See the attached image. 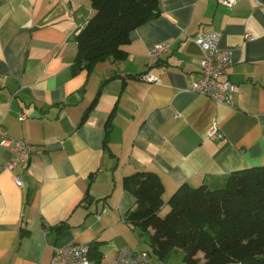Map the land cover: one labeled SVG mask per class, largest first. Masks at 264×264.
<instances>
[{"label": "crops", "instance_id": "crops-1", "mask_svg": "<svg viewBox=\"0 0 264 264\" xmlns=\"http://www.w3.org/2000/svg\"><path fill=\"white\" fill-rule=\"evenodd\" d=\"M158 7L130 31L124 59L72 75L90 1L0 0V126L40 149L8 170L11 153L0 145V264H51L53 247L71 241H97L89 255L103 264L125 246L151 250L152 230L126 220L135 198L123 176L155 172L161 214L184 183L217 187L232 171L264 165V0L231 7L158 0ZM212 31L231 55L232 106L188 90L201 59L192 37ZM164 42L168 51L153 61L149 49ZM214 124L221 138L206 137ZM158 263L181 264L182 252Z\"/></svg>", "mask_w": 264, "mask_h": 264}, {"label": "trees", "instance_id": "trees-1", "mask_svg": "<svg viewBox=\"0 0 264 264\" xmlns=\"http://www.w3.org/2000/svg\"><path fill=\"white\" fill-rule=\"evenodd\" d=\"M89 1L94 13L75 36L72 75L91 72L106 59H124L121 46L130 31L159 14L158 0ZM111 117L105 124L106 146ZM122 185L135 198L126 220L142 232L152 230L148 251L157 261L178 249L181 264H264V165L232 171L217 187L184 183L169 197L163 215V185L155 172L135 171L123 176ZM97 244H89L91 256Z\"/></svg>", "mask_w": 264, "mask_h": 264}, {"label": "built area", "instance_id": "built-area-1", "mask_svg": "<svg viewBox=\"0 0 264 264\" xmlns=\"http://www.w3.org/2000/svg\"><path fill=\"white\" fill-rule=\"evenodd\" d=\"M238 0H219V3L226 7H231ZM194 41L201 49V59L198 75L192 78L188 84V90L203 95L218 103L233 105V94L236 84L225 78L227 69L232 64L231 55L228 49L219 45V33L216 31L198 33L193 37ZM169 43H157L149 49V56L156 61L160 56L167 52ZM144 78L148 81L155 80L151 74H145ZM23 116H21L22 118ZM217 135L221 138L222 133L214 124L206 137ZM0 145L7 147L11 153L5 162V168L12 170L16 166H26L30 158L35 153H40L36 145L22 139L11 137L0 126ZM15 184L22 185V178L15 177ZM89 244L68 242L55 245L53 247L51 264H103L94 260L89 255ZM107 264H159L148 250H134L127 246L120 248L114 259Z\"/></svg>", "mask_w": 264, "mask_h": 264}, {"label": "rangeland", "instance_id": "rangeland-1", "mask_svg": "<svg viewBox=\"0 0 264 264\" xmlns=\"http://www.w3.org/2000/svg\"><path fill=\"white\" fill-rule=\"evenodd\" d=\"M167 210H168V209H167ZM167 210H166V211H167ZM166 211H165V212L163 211L161 214H162V215H163V214H165V213H166ZM172 255H173V254H172ZM199 255H200L201 259H202V257H203V254H202V253H199ZM172 259H173V261H174V256H173V258H172Z\"/></svg>", "mask_w": 264, "mask_h": 264}]
</instances>
